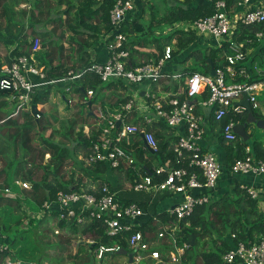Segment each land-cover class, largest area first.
Masks as SVG:
<instances>
[{"label":"trees","instance_id":"16d2710c","mask_svg":"<svg viewBox=\"0 0 264 264\" xmlns=\"http://www.w3.org/2000/svg\"><path fill=\"white\" fill-rule=\"evenodd\" d=\"M224 1L229 8H233L239 0ZM192 2L193 0H173V5L168 7L166 15L161 17L156 25L150 24L145 36H138L136 30L128 24V21L124 22L122 32L128 37L126 48L130 51L131 64L134 67L141 62H149L150 60L157 62L163 56L164 46L171 44L174 39L177 40L179 49L176 53L173 52L174 56L189 48L192 49L197 39L194 31L176 29L169 34L168 39H160L167 28H173L178 24H192L196 20L214 14L213 2L210 1V3L207 2L196 8H191ZM43 3L40 0H0V25L2 22L7 23L10 33L17 37V45L13 52V57L0 63V71L4 65L12 64L20 56L26 55L30 57L33 54L36 40L42 42L41 47L45 49L44 52H41L42 49L37 51V53L34 52L36 60L41 61L40 64L45 67L44 70L49 79L60 78L71 69L79 70L89 66L92 62L90 49L93 46L103 45L106 48V43L103 42L102 36L111 31L110 11L114 6L115 0H105L101 4L97 0H82L77 6L73 0H58V5L54 9H57V7L60 9V6L65 3L67 5V15L76 10L71 22L68 21V27L72 33L68 41L69 50L64 45L58 44L57 38L60 36H56L55 39L51 31L40 30L45 25H51L54 11V9H49L44 12ZM21 4L31 5L30 11L27 12L25 9L17 11V7ZM138 4L143 7V11L150 8L152 10L151 17L154 19L159 14L158 10H155L156 7L153 0L135 2L136 8L134 12L138 10ZM60 20L61 18L56 19L57 22ZM25 25H27V32L22 35ZM13 28L18 29L17 34L13 33ZM259 30L264 31V25L250 26L247 29L241 28L240 33L236 34L235 38L236 40H244L247 35H253ZM0 36L2 35L0 34ZM61 38L63 39L64 35ZM99 40H101V43ZM212 40V48L209 49V53L201 54L202 51L199 50L200 52L198 53L200 55L195 57L194 65L182 73V80L188 74L197 72L209 75L212 65L215 68H219L225 63L223 58L224 51L217 47L214 39ZM1 42L2 38L0 37ZM249 46L258 45L257 42H254ZM140 48H155L159 54L142 52L139 50ZM226 48L227 44H225ZM74 54L77 55L76 58ZM194 54V51L190 54L188 53V58H191ZM56 60L57 63L55 62ZM256 60L257 55H254L252 62ZM236 81L244 82L246 80L237 78ZM250 81H255V78ZM129 84L131 83L124 79L104 83L99 76L87 74L80 84L75 86V91L79 97L84 98L88 90H93L94 96L91 98L90 104L88 102L79 106L77 111L79 120L67 121V132L59 131L54 127L57 117L53 115L47 116L42 113L41 117L37 119L31 112H23L17 116H12L14 111L3 113L2 104L0 103V160L2 161L0 168V202H4L7 209L11 208L21 212L24 206L29 209V213L26 210L22 212L24 216H21L20 221L18 220L14 224L4 223L3 228L0 225V231L3 234L5 233L6 236L8 235L7 243H9V250L0 253V264H6L7 257L36 264H46V261L58 263L59 261L56 258H52L47 254L49 249H55L58 246L57 242L52 241L44 233L46 229L43 226L49 220L54 221L55 228L58 227L61 231L69 233V239L72 237L78 239V250L71 256L72 261H70V264L118 262V258L124 255H119L117 252H109L103 258L98 259L95 255L96 249L100 245L120 246L132 254L128 238L133 232L141 231L145 237L154 239L157 237V230L162 229L165 225L179 227L177 247L182 248L185 244H189V248L180 256V264H225L223 262L224 254L235 248L240 242L251 243L264 239V195L259 198H253L247 192V188L243 187L244 185L239 182L233 185V192L225 193L219 197L211 195L214 190L197 193L198 196L209 195L210 202L196 207L191 217L179 221L171 216L168 211L158 212V202L155 200L160 196L154 198L150 194L151 202H135L120 196L117 190H120L119 185L124 170L127 181L132 185L135 184L134 179L136 176H131L132 168L123 169V165L119 168H113L110 162L87 164L84 159H80L82 156L84 158L88 157L92 151L91 147L99 140L100 133H93L91 136H87L84 133L85 125L96 123L95 105L101 104L106 109L109 108L107 103L110 102L111 105H116V107L110 105V109H112L127 104L133 95L131 93L134 92H132ZM136 86L141 87V89L146 87L143 85ZM152 87L155 89L154 85ZM177 89L178 85L175 86L173 92H176ZM120 90H125L126 94L116 92ZM128 91L131 96L127 93ZM0 92V99L8 95L6 92ZM141 92L138 91L135 95L141 98ZM47 98L48 92L43 93L40 97L36 96L34 102L35 104L44 103ZM208 98L209 93L206 92L199 99L207 100ZM75 107L78 108V105H75ZM199 108H197V114L202 115L199 113ZM256 112L253 111L252 118L262 121L263 116L260 114L261 118ZM207 117L212 125L219 129L221 143L225 144L223 130L233 116L229 115L221 122H217L212 113H209ZM22 119L23 122H21ZM234 119L246 125L247 132L251 138L252 134L249 129L252 125L249 123L250 116L248 111L244 115L235 116ZM5 120L13 128H4L7 126L4 125ZM124 121L135 124L144 123L143 117L137 115L134 111L131 113L126 112ZM147 128L155 133V137L159 142L158 152L154 153L148 149L140 135L131 138L134 144L132 147L135 148L136 152L134 165H140L143 174H152L154 172L153 163L150 161L153 158L159 160V166L166 165L169 163L168 161H171L173 167L191 169L189 168L188 160L176 163L177 156L173 151V145L181 135L176 132L178 130L170 128L162 121H155L153 126H148ZM60 138L65 140H60ZM121 145L128 149L131 148V146L123 142ZM230 145L227 148L231 150L232 155L231 160L227 164V169H231L236 160L245 157L246 147L251 148L252 154L257 160L264 161V142L262 140H255L250 143V140L245 142L239 138L238 141L230 143ZM145 156H147V159ZM70 163H74L79 170L73 167L70 179L65 180L61 172ZM116 171L119 178L118 186L113 185L110 181V177L113 174L116 175ZM77 172L85 174L91 180V183L89 185L84 184L83 177L78 176ZM164 179L165 177L162 176L157 178L156 181L160 182ZM17 180L30 183L31 188L27 190L19 187L16 185ZM104 184L117 193V200L121 204L128 205L134 202L145 210L148 217L146 219L142 217L139 220L138 224L141 225L139 228L131 233H122L112 237L107 234L106 226L103 225L101 220L93 219L85 225H79L75 220L71 222L59 221L57 213H42L43 204L46 201L55 200L61 191L86 190L93 192V186L96 185L97 188H100ZM6 188H10L13 195L6 194ZM131 191L134 190L131 189ZM39 212H41L40 218L37 216ZM193 238H195L194 243H192ZM88 239H91L93 243H88ZM168 239V242H162L158 247L163 254L175 249L172 238L169 237ZM206 245H208L207 249H205ZM84 247H87V249ZM83 249H86L85 253H83ZM12 250H14V253H11ZM146 263L154 264L153 262L141 264ZM58 264H62V262ZM132 264L136 263L133 262Z\"/></svg>","mask_w":264,"mask_h":264},{"label":"built area","instance_id":"2783aa9c","mask_svg":"<svg viewBox=\"0 0 264 264\" xmlns=\"http://www.w3.org/2000/svg\"><path fill=\"white\" fill-rule=\"evenodd\" d=\"M105 0H97L103 3ZM214 4L212 16L196 20L192 24H178L169 31L186 30L194 31L196 35H203L215 40L218 48L222 49L225 63L216 68L215 76L203 73L188 74L182 80V73L166 74L165 64L172 60L174 47L171 44L164 46L163 56L155 62H141L137 66L131 64L130 51L126 48L128 37L122 32V26L130 12H134L135 0H115L110 11L111 31L102 36L106 43L107 60L99 62L94 60L89 66L79 70L71 69L60 78L49 79L44 68L35 64L32 57L23 55L12 64L1 68L0 91L6 92L7 100L14 102L15 110L12 116L23 112H31L33 105L37 106L38 119L42 114V106L35 104V97L47 86L66 84L64 97L65 103L72 107L80 103L74 97V84L81 82L87 74L99 76L104 83L121 79L135 85L146 83L148 86L144 98L145 104L140 105L136 100L130 99L127 104L118 108H106L101 104L96 106V123L84 126V133L91 136L100 133L99 140L91 147L88 157L82 156L87 164L95 162H110L113 168H132L137 171L136 152L132 147L131 138L140 135L146 147L152 152H158L159 142L154 131L148 129L155 121H162L172 129L185 128V134L180 135L173 145L177 162L188 160L189 168L173 167L171 161L166 165H157L152 174H143L140 171L134 179L132 189L135 192H145L154 198L161 195L181 194L183 199L168 213L179 221L191 217L196 207L208 204L210 196L202 191L211 192L216 189L224 169L217 155L205 151L202 142L205 139L206 129L204 117L197 114V108L209 110L217 122L225 117H233L223 130L225 141L234 143L239 136L234 128L240 122L234 117L244 115L248 110L243 105L244 94L247 95L253 111H259L264 120V31L259 30L253 35H247L244 40H236V34L241 28L264 25V0H239L233 8H229L224 0H209ZM257 42L258 46H249ZM225 44L227 48L225 49ZM41 48L40 41L36 40L33 53ZM254 55L257 60L252 62ZM32 77L38 79L37 82ZM237 78L246 81L237 82ZM255 78V81H250ZM169 80L177 82L176 92L169 93L164 90L163 82ZM155 86L153 89L152 86ZM209 93L207 100L199 99L204 93ZM137 94V93H136ZM94 96L93 90H88L82 99V104H87ZM137 97V96H136ZM138 98V97H137ZM136 112L142 116L144 123H128L124 121L125 113ZM118 122L121 125L118 126ZM121 128V129H119ZM241 139V138H240ZM131 146L125 148L121 143ZM147 159V156H145ZM152 162V160L150 159ZM1 168V167H0ZM232 173L252 176H264V161L257 160L250 147L245 148V157L236 160L231 168ZM164 176L163 181H156ZM16 185L30 189L28 182L17 180ZM253 198H259L261 193L252 187H246ZM93 192L86 190L61 191L55 200L46 201L42 206V213H57L59 221L71 222L75 220L79 225H85L91 220H101L106 226L109 236L122 233H131L139 226V220L146 216V212L137 203L123 205L117 200V193L108 185L100 188L93 186ZM5 193L13 195L10 188ZM41 216V212L37 214ZM58 230V229H57ZM56 232H59L57 231ZM178 226L165 225L160 229L157 237H145L141 231L133 232L128 238L129 248L133 253L135 262H153L154 264H180V256L189 248L185 244L177 247ZM155 234V235H156ZM172 238L175 249L163 254L158 247L162 242ZM164 240V241H163ZM88 243H93L89 240ZM123 249L120 246L100 245L95 255L98 259L109 252ZM9 245L6 236L0 231V253L7 252ZM129 252V251H128ZM225 264H264V239L258 242H240L235 248L223 256ZM6 264H36L12 258L6 259Z\"/></svg>","mask_w":264,"mask_h":264},{"label":"crops","instance_id":"0c3cea01","mask_svg":"<svg viewBox=\"0 0 264 264\" xmlns=\"http://www.w3.org/2000/svg\"><path fill=\"white\" fill-rule=\"evenodd\" d=\"M41 2H44L43 4L46 5V7L44 8V12L48 11L49 8V3L47 2V0H40ZM82 0H73V2H75V5H79V3ZM140 1V0H135V2ZM66 2V1H65ZM153 2L155 3V10H158L159 14L156 16V18H152L151 17V9H146L143 11V7H141L138 4V10L134 13H132L131 15H127L126 17V21H128V24H130L137 32L138 36H145L147 34V29L149 27V25H156L157 22L160 20L161 17H164L168 11V7H170L171 5H173V0H153ZM210 3L209 0H193L192 4H191V8H196L197 6L204 4V3ZM53 5L54 8H56V6L58 5V0H54ZM65 4V3H64ZM61 5L60 9L57 7V9H54L53 13H52V23L51 25H45L44 27H42V29H40L41 31H51L52 34L54 35V38L56 39V36L59 37L57 38V42L59 45H64L68 50H69V46H68V41L71 37V32L70 29L68 27V21L71 22L73 15L75 14L76 10H74L73 12H71V14L67 15L66 11H67V5ZM43 5V6H44ZM30 7L31 5L28 4H21L19 7H17V11H19L20 9H25L28 11H30ZM57 18H61L60 21H56ZM154 19V20H153ZM170 28H167L165 30V33L168 32ZM0 30H1V35L3 33H6V37H2V42L0 43V63L1 62H5L6 59H9L10 57H13V52L15 51V47L17 45L16 40L17 37H15L14 35H12L9 31V28L7 27V23H3L2 26H0ZM17 28H13V33L17 34ZM27 32V25L24 26L23 31H22V35ZM171 33V31H170ZM65 35V37L62 39L61 36ZM196 35V34H195ZM197 39L192 47V49H187L185 50L182 54L180 53L177 54L176 56L173 55L172 60L168 61L165 66H164V71L166 74H178V73H183L185 72V70L187 68H190V66L194 65L195 63V57H198L200 55L199 50L202 51L201 54L203 53H209V49L212 48V38L207 37V36H203V35H196ZM104 38H102L103 40ZM101 43V40H99ZM42 45V43H41ZM171 45H173L174 47V53H176L179 49L177 47V40L174 39L171 43ZM42 48V47H41ZM40 48V49H41ZM45 49H42L41 52H44ZM142 52H152V53H156V55L159 54V52L155 49V48H140L139 49ZM192 51L195 52V54L191 57L188 58V53L190 54ZM71 52V51H69ZM37 53V52H36ZM68 53V52H67ZM90 53H91V61L97 60L99 62H104L107 60L108 54H107V50L103 45H95L90 49ZM75 58L77 57L76 54H74ZM33 58V60H35V64L41 68H45L43 65L40 64L39 61L36 60V55L35 53L31 54V56ZM57 61V60H56ZM56 64V63H55ZM9 65V64H7ZM5 66V65H4ZM0 77H1V71H0ZM186 78V77H185ZM32 80L34 82H37L38 79L35 77H32ZM185 80V79H183ZM80 82L74 84V97L76 99H78L80 101V103H76L75 105L82 106V97H79L75 91V86L79 85ZM130 88L132 89L131 94L132 97L131 99H134L137 101V103H139L140 105H144V102H141L140 100H138L139 98L136 97V93L138 91H144L146 92L147 88V84H141L143 86H146L144 89L139 86L133 85V84H129ZM163 86H164V90L172 93L174 91L175 86H177V82H173L172 80L168 83L163 82ZM65 87L66 84H58V85H53V86H47L45 89H43L42 91L39 92L38 97H40L43 93L48 92V98L45 101L46 103L53 102L54 105L58 106V109L62 110L64 109V107H70L68 106L65 101H64V97H66V92H65ZM117 93H121V94H126L125 90H120V91H116ZM141 92V93H142ZM130 95V92H127ZM1 94V92H0ZM109 95V94H108ZM145 95V93H144ZM143 95V96H144ZM131 96V95H130ZM141 96V97H143ZM7 96H4L0 99V103L1 108H2V112L3 113H7L8 110H12V108H14L15 103L14 102H10L7 101ZM117 101V100H115ZM109 102V101H106ZM110 103V102H109ZM108 104V107L111 108V106H115L116 105H111V103ZM42 105V103H40ZM44 104V103H43ZM115 104V103H114ZM106 105V104H105ZM111 105V106H110ZM114 107V108H115ZM96 108V106H95ZM113 109V108H112ZM199 113L202 114V116L204 117V127L206 129V134H205V139L202 142V146L204 148L205 151H210L213 152L217 155L218 159L220 160L224 172L222 177L219 180V184L216 188V190H214V193L212 192V196L214 197L215 195L217 197L228 193V192H233V185L236 182H239L241 184H243L244 186H248V187H252L254 189H256L258 192H260L261 194L264 193V176H252V175H242V174H234L232 173L231 169H227L228 168V162L231 160V155L232 152L231 150H229L227 148V146H231L230 142H225V144L221 143L220 140V134H219V129L216 128V126L212 125V123L210 122L209 118L207 117V115H209V113H211L209 110L200 107L199 108ZM53 116L55 115L58 116L57 118H59V112L56 113H52ZM254 118V117H253ZM258 121V120H256ZM252 125V124H251ZM178 131H176L178 134L184 135L185 134V128L184 127H180L178 129H176ZM175 132V134H176ZM125 143V142H124ZM126 144V143H125ZM2 166V161L0 160V167ZM125 169V168H123ZM125 170L123 171V174L121 175V183L119 185L120 190H117V192L120 194V196H122L123 198L126 199H130L133 200L135 202H145V201H150L151 196L149 193H145V192H134L131 191L132 188H130V191H127L123 185L125 183H127V179L126 176L124 174ZM124 180V182H123ZM110 181L113 183V185L118 186V172L116 171V175L113 174L110 177ZM133 186V185H132ZM165 196V197H164ZM263 196V195H262ZM164 197V198H162ZM161 199V200H160ZM183 199V196L181 194H175V195H161L160 197H157V199L155 200L156 202H158V206H157V210L158 212H165L168 211L170 208L174 207L178 202H180ZM155 203V202H154ZM24 210H26L29 213V209L26 208L25 206L22 209V212H25ZM12 213V214H11ZM21 211L19 210H15V209H7V206L4 204V202H0V225L1 228H3V224L4 223H11L10 218H12L11 216H21ZM11 214V215H9ZM147 214V213H146ZM22 216L23 213H22ZM148 217V214L146 216H144V218L146 219ZM39 218V217H38ZM54 221L49 220L48 223L46 225H44L43 227H45V229H48L50 227L54 226ZM14 224V223H12ZM42 227V228H43ZM5 234V233H4ZM6 236V234H5ZM8 236V235H7ZM6 236V240L8 241V237ZM9 244V243H8ZM11 253H14V250H12ZM9 258V257H7Z\"/></svg>","mask_w":264,"mask_h":264},{"label":"rangeland","instance_id":"374dc122","mask_svg":"<svg viewBox=\"0 0 264 264\" xmlns=\"http://www.w3.org/2000/svg\"><path fill=\"white\" fill-rule=\"evenodd\" d=\"M47 2L49 3V8L53 9L55 6V5H53V4H55L54 0H47ZM44 7H46V5H44ZM5 20H6V18H5ZM5 20H4V22H5ZM2 24H3V22H2ZM2 24L0 26H2ZM169 34H170V31L166 32V34H164L160 39L161 40L168 39ZM5 35H6V33H3L2 37H6ZM64 37H65V35H64ZM41 43L42 42H40V46H41ZM263 43H264L263 41L260 42V44H263ZM55 62L57 63V61H55ZM138 100H140L141 102L146 101L144 98H139ZM40 106H42V113H45L47 116H52L53 115L52 113L59 112V114H60L59 118H57V121L54 124V127L59 131L67 132V126H68L67 121H70L73 119L79 120V117L77 115V111L79 110V107L76 108L75 105L72 107H64V109L60 110V109H58V106L54 105L53 102L49 101L48 103L44 102V104L43 103H42V105L40 104ZM14 110H15V107L12 108V110H8V112L14 111ZM256 113L262 118V116L260 115L261 113L259 111H257ZM56 117H58V116H56ZM21 122H23V119L21 120ZM4 125H7L4 128H7V129L13 128V126L10 123L8 124V121H6V120L4 121ZM249 132H251V134H252V137L250 138V143L255 141V140H262L264 142V129L257 127V125H252L251 128L249 129ZM60 140L64 141L65 139L60 138ZM78 160H79V158H78ZM152 163H153V166H157V165H159V160H157L156 158H153ZM73 167L76 168L77 170H79V168L77 166H75L74 163H70L69 166L65 167L62 170L61 174H63L65 180L70 179V175L73 171ZM136 168H137L136 169L137 171L131 170L132 171L131 176L132 175L138 176V172L140 171L141 167H140V165L137 164ZM77 174H78V176L83 177L84 184L89 185L91 183V180L85 174H80L79 172H77ZM123 187L127 191H130V188H132L133 186L130 182H127L123 185ZM27 190H29V189H27ZM262 195H264V193L261 194L260 196H262ZM11 214H9V215H11ZM20 214L22 216V212ZM21 216L20 217L11 216L12 217V218H10L11 223H16L18 220L20 221ZM56 230L59 232H56ZM159 231H160V229L157 230L156 233H158ZM44 233H46V235L49 236L52 241L57 242V244H58L57 248L49 249L47 251V254L52 258H56V260L59 262H62V264H70L71 263L70 261H72L71 256L76 252V250H78V247H77L78 239L76 237H72L69 239V237H70L69 233H66L65 231H61L58 227L55 228V226L46 229ZM89 240H91V239H88L87 242H89ZM208 245H206L205 249L208 248L207 247ZM84 248L87 249V247H84ZM86 249H83L84 250L83 253L86 252ZM132 255H133V253H132ZM118 260H119L118 262L113 261V262H109L107 264H130L129 263V255L121 256L118 258ZM45 263L46 264H58L55 261H51V262L46 261ZM135 263L141 264V263H145V262L141 261V262H135Z\"/></svg>","mask_w":264,"mask_h":264},{"label":"water","instance_id":"95a60500","mask_svg":"<svg viewBox=\"0 0 264 264\" xmlns=\"http://www.w3.org/2000/svg\"><path fill=\"white\" fill-rule=\"evenodd\" d=\"M212 76H215L216 74V68L214 65H212V68H211V73H210ZM144 91L141 93V96L144 95ZM243 105L247 108L248 110V113H249V116H250V119H249V123H251L252 125H257V127L259 128H262L264 129V120L262 121H256L255 118H252L253 116V109L251 107V104L249 103V100H248V97L246 94H244V101H243ZM38 113V109H37V106L36 105H33L32 107V114L35 116L36 114ZM92 114V113H91ZM121 125V122H118V126ZM234 132L245 142L249 141L250 140V136L247 132V129H246V125L245 124H237L234 128ZM195 241V238H193V241L192 243H194ZM84 243V242H82ZM117 254L119 255H124V256H127L129 255V262L130 264H132L134 262L133 260V255L130 254L128 252V250L126 249H120L119 251H117Z\"/></svg>","mask_w":264,"mask_h":264}]
</instances>
